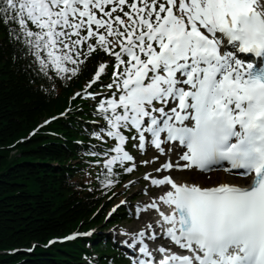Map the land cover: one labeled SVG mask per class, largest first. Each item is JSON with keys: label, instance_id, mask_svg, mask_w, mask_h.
Returning <instances> with one entry per match:
<instances>
[{"label": "snow or ice", "instance_id": "snow-or-ice-1", "mask_svg": "<svg viewBox=\"0 0 264 264\" xmlns=\"http://www.w3.org/2000/svg\"><path fill=\"white\" fill-rule=\"evenodd\" d=\"M0 24L53 89L95 63L71 99L101 186L136 189L109 212L143 221L130 264H264V0H0Z\"/></svg>", "mask_w": 264, "mask_h": 264}, {"label": "trees", "instance_id": "trees-1", "mask_svg": "<svg viewBox=\"0 0 264 264\" xmlns=\"http://www.w3.org/2000/svg\"><path fill=\"white\" fill-rule=\"evenodd\" d=\"M0 40V264H77L82 242L48 250L41 246L91 225L98 204L66 191L65 152L57 156L61 147L45 145L37 136L20 141L45 117L62 111L64 104L55 99L2 24ZM52 129L69 140L73 137L63 122ZM13 144L20 157L11 155ZM55 162L60 167L52 165ZM22 248H32V254L19 251ZM13 250H17L13 255L2 253Z\"/></svg>", "mask_w": 264, "mask_h": 264}, {"label": "bare ground", "instance_id": "bare-ground-1", "mask_svg": "<svg viewBox=\"0 0 264 264\" xmlns=\"http://www.w3.org/2000/svg\"><path fill=\"white\" fill-rule=\"evenodd\" d=\"M60 145L62 146L61 149H60L61 146L59 148L57 147V149H60V151H58V155H57L59 157L61 156L62 149L66 146V144L65 143H60ZM83 159L85 160V159H87V157L84 156ZM88 163H90V162H88ZM177 175H178V177H184V178H186L188 180H196V181L201 182V183L202 182L203 183H207V185H211L213 183V180L220 179L221 176L224 177V178L227 177L224 173H216L214 175H211V180L209 181V179H207L206 176L204 177V175L199 174V173L184 172V173H178ZM195 176H198V177L201 176L200 178H203V181L202 180L199 181L198 179L195 178Z\"/></svg>", "mask_w": 264, "mask_h": 264}, {"label": "rangeland", "instance_id": "rangeland-1", "mask_svg": "<svg viewBox=\"0 0 264 264\" xmlns=\"http://www.w3.org/2000/svg\"><path fill=\"white\" fill-rule=\"evenodd\" d=\"M11 155H12V156H17V157H18L20 154H19V152L14 151Z\"/></svg>", "mask_w": 264, "mask_h": 264}]
</instances>
